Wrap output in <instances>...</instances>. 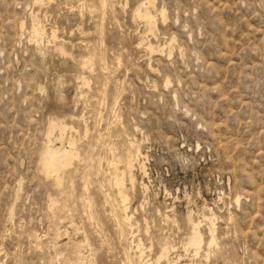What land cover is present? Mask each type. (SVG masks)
I'll return each mask as SVG.
<instances>
[{"label": "rangeland", "instance_id": "obj_1", "mask_svg": "<svg viewBox=\"0 0 264 264\" xmlns=\"http://www.w3.org/2000/svg\"><path fill=\"white\" fill-rule=\"evenodd\" d=\"M0 264H264V0H0Z\"/></svg>", "mask_w": 264, "mask_h": 264}, {"label": "bare ground", "instance_id": "obj_2", "mask_svg": "<svg viewBox=\"0 0 264 264\" xmlns=\"http://www.w3.org/2000/svg\"><path fill=\"white\" fill-rule=\"evenodd\" d=\"M46 1V0H45ZM148 1V0H147ZM37 2V1H36ZM43 2V1H42ZM97 2V1H96ZM105 2V1H104ZM100 3V2H99ZM146 3V1H145ZM151 3V2H150ZM109 4V3H108ZM98 6V4H97ZM97 6H94L97 8ZM105 6V5H104ZM110 6V5H109ZM146 6V5H145ZM108 7V6H107ZM114 7V6H113ZM98 9V8H97ZM109 9V8H108ZM111 11V10H110ZM137 12V11H136ZM139 12V11H138ZM136 14V13H135ZM139 15V14H138ZM137 15V16H138ZM107 16V15H106ZM104 17V16H103ZM164 17V16H163ZM139 18V17H138ZM157 18V17H156ZM152 19V18H151ZM166 20V19H164ZM143 21V20H142ZM154 21L155 18H154ZM145 22V20H144ZM157 22V21H156ZM34 23V22H33ZM36 24V29L34 28L35 30V33H36V37L37 35H40L42 36L43 35V30L37 26V22L35 23ZM151 25V24H149ZM153 26V25H152ZM150 26V27H152ZM150 27L148 29H150ZM152 29V28H151ZM34 33V32H33ZM55 34V33H53ZM150 34V33H149ZM153 35V34H152ZM46 36V35H45ZM151 36V35H150ZM44 37V35H43ZM55 37V35H54ZM147 37V35H146ZM149 37V36H148ZM147 37V38H148ZM38 38V37H37ZM56 38V37H55ZM35 40V39H34ZM54 40V39H53ZM37 41V40H36ZM35 42V41H34ZM42 42V41H41ZM144 42V40H143ZM35 44V43H34ZM144 44V43H143ZM146 44V43H145ZM141 47V45H139ZM59 47V46H58ZM138 47V46H137ZM151 47V45H150ZM152 48H153V45H152ZM149 50V49H148ZM147 50V51H148ZM162 51V50H161ZM151 55V54H150ZM85 59V58H84ZM87 59V58H86ZM83 61L84 63V66H88L89 64V61L86 60ZM92 61V60H91ZM90 61V62H91ZM92 63V62H91ZM104 68V67H103ZM85 80V79H84ZM86 84V83H85ZM168 85V83L166 84ZM68 125L64 122H58V123H52L51 126H50V132H49V135H48V138L46 140V143L44 144V147H43V150L41 152V157H40V165H41V169H42V172L44 174V176L47 178L48 181H50V183H52V185L56 188H59L61 189L63 183H65V179H66V172L73 166L74 162L76 159H81L80 157V152H79V149L77 147V144H76V139L72 136V135H69L67 136L66 134L68 133L67 131L68 130ZM73 131V130H72ZM67 132V133H66ZM71 132V131H70ZM74 132V131H73ZM88 132V129L86 130V133ZM72 133V132H71ZM57 143H61V145L63 144L62 147H57ZM132 147V145H131ZM129 150V149H128ZM131 151V149H130ZM129 151V152H130ZM133 151V150H132ZM128 156L126 157L125 159V163L127 165V168L128 170L131 172L132 170V167L133 164H132V158H131V154H127ZM135 155V154H134ZM134 157V156H132ZM117 159V158H116ZM124 159V158H123ZM115 161V160H114ZM117 161V160H116ZM115 161V162H116ZM119 162V161H118ZM114 169V168H113ZM118 171V169H117ZM117 174V173H116ZM114 174V175H116ZM89 175V174H88ZM125 174H123L124 176ZM122 176V175H121ZM119 177V176H118ZM89 178V177H88ZM115 179V177H114ZM72 181V180H71ZM115 182V181H114ZM131 182H132V185L134 187L135 185V179H134V176L132 175L131 173ZM116 183L117 185L121 188H124V177L122 179H119V178H116ZM126 186V185H125ZM117 187V186H116ZM115 187V188H116ZM126 189V188H125ZM104 190V189H103ZM65 192V191H64ZM64 192L62 191L60 193V196L59 198H55V199H51V204H50V212L51 214L54 216V217H60L61 215H64V211H65V208L67 207L66 203L68 202L69 203V200L71 198V201H72V196H74L73 194H71L70 192L67 191L66 195L64 196ZM73 193V192H72ZM109 194V193H108ZM122 194V193H120ZM59 195V194H58ZM124 195V194H123ZM109 196V195H108ZM123 198L125 199L126 201V197L123 196ZM110 200V199H109ZM122 202V201H121ZM87 204V203H86ZM130 204V202H129ZM91 206V205H90ZM67 209V208H66ZM71 209L69 208L68 206V210ZM66 212V211H65ZM67 213V212H66ZM69 213V211H68ZM111 213V212H110ZM214 214V213H213ZM68 215V214H66ZM70 215V214H69ZM111 215V214H110ZM212 215V214H211ZM91 216V215H90ZM53 217V218H54ZM67 217V216H66ZM167 217V216H166ZM165 217V218H166ZM215 217V216H214ZM62 218V217H61ZM124 218V217H123ZM132 218V217H131ZM168 218V217H167ZM60 219V218H59ZM63 219V218H62ZM169 219V218H168ZM58 220V219H57ZM125 219H123L124 221ZM126 220H128L130 222V218L127 216L126 217ZM125 220V222H126ZM209 220V218H208ZM194 221V220H193ZM192 221L191 224H193V229L195 230V237H194V244L196 246H198L199 249L202 248L203 244H204V238H203V235L201 234L200 232V228H201V222H198V223H194ZM191 222V221H190ZM212 222V220L210 221ZM60 223V221H59ZM127 223V222H126ZM132 223L130 222V225ZM214 224V223H213ZM133 225V224H132ZM131 225V226H132ZM59 226V225H57ZM55 226V227H57ZM131 226H129L131 228ZM129 228V229H130ZM139 229V227H136ZM57 229H59L58 227L56 228V231ZM134 229V228H133ZM55 230V229H54ZM132 230V228H131ZM210 230V229H209ZM133 231V230H132ZM59 233V231H58ZM138 233V231H137ZM136 233V234H137ZM57 235V234H56ZM133 235V234H132ZM131 235V236H132ZM136 236V235H135ZM57 237V236H56ZM60 237H61V234H60ZM137 237V236H136ZM134 238V237H133ZM132 238V239H133ZM55 239V237H54ZM139 239V238H138ZM140 240V239H139ZM142 240V239H141ZM209 240V239H208ZM50 242V241H48ZM141 242V241H139ZM140 244V243H139ZM215 245L217 244V237H216V234L214 231L211 232V238H210V241H209V246H212V245ZM194 245V246H195ZM50 246V245H49ZM137 246V245H136ZM140 246V245H139ZM143 246V245H142ZM187 246V245H186ZM191 246V244H190ZM138 247V246H137ZM136 247V248H137ZM193 247V245L191 246ZM144 248V247H143ZM194 248V247H193ZM145 249V248H144ZM168 249V248H167ZM167 249L164 250V254L166 255V253H169L167 252ZM187 249V247H186ZM82 250V249H81ZM163 250V249H162ZM74 251V250H73ZM137 251V250H136ZM168 251H170L168 249ZM203 251V250H202ZM132 251H130L129 253H131ZM143 252V251H142ZM201 252V251H199ZM162 254V252H161ZM207 256V255H206ZM83 256H81L82 258ZM160 258V257H159ZM168 258V256H167ZM142 259V258H141ZM164 259V258H163ZM70 261V260H69ZM159 261V260H157Z\"/></svg>", "mask_w": 264, "mask_h": 264}]
</instances>
